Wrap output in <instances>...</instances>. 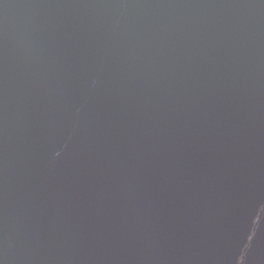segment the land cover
Returning <instances> with one entry per match:
<instances>
[{"label":"water","instance_id":"water-1","mask_svg":"<svg viewBox=\"0 0 264 264\" xmlns=\"http://www.w3.org/2000/svg\"><path fill=\"white\" fill-rule=\"evenodd\" d=\"M0 264H264V0H0Z\"/></svg>","mask_w":264,"mask_h":264},{"label":"bare ground","instance_id":"bare-ground-1","mask_svg":"<svg viewBox=\"0 0 264 264\" xmlns=\"http://www.w3.org/2000/svg\"><path fill=\"white\" fill-rule=\"evenodd\" d=\"M176 5L177 6H179V4L178 3H176V4H174V3H172V1H165L164 3H163V6H164V9L166 10V13L167 14H170L172 11H174L175 10V8H176ZM141 7V6H140ZM138 13V12H137ZM144 13V12H143ZM135 31L136 30H134V33H135ZM140 35H142V34H140ZM127 38V40L126 41H124V42H129V38L128 37H126ZM120 40V39H119ZM118 40V41H119ZM108 42H110L111 43V39H108ZM112 44H114V42L112 43ZM145 47L146 48H148V45H145ZM133 48L134 49H140L137 45H134L133 46ZM176 58V57H175ZM163 61H164V63L163 64H165V65H169L170 63H171V59H167V57L166 58H164L163 59ZM94 65H95V67H100L101 65H100V63L97 61L96 63H94ZM94 65H93V67H94ZM92 67V68H93ZM96 70V69H95ZM141 82V81H140ZM88 90H90V89H88ZM207 106H209V104L207 103ZM68 106H65L64 107V109L65 108H67ZM75 109V106L72 108V110H74ZM210 116V115H209ZM188 129L189 128H191V127H187ZM166 166H168V165H166ZM169 167V166H168ZM50 244H52V245H54V249H55V251H58L57 249H56V247H55V244H59V246H61L62 248L63 247H65V241L63 240V239H61V240H59V241H57L56 239H55V237H54V235H51L50 236Z\"/></svg>","mask_w":264,"mask_h":264}]
</instances>
